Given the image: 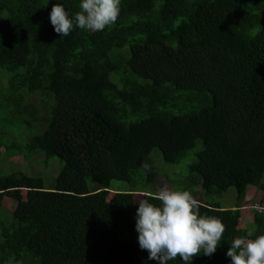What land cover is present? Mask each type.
<instances>
[{
	"label": "trees",
	"instance_id": "1",
	"mask_svg": "<svg viewBox=\"0 0 264 264\" xmlns=\"http://www.w3.org/2000/svg\"><path fill=\"white\" fill-rule=\"evenodd\" d=\"M56 3L0 0V69L37 133H0V164L39 151L64 163L50 186L0 174V264H157L134 216L137 195L160 203L161 178L225 226L216 252L192 264H231L234 239L264 235V197L242 204L250 187L264 191V0H121L114 25L67 37L49 19ZM192 151L187 172H168ZM7 197L15 207L3 213Z\"/></svg>",
	"mask_w": 264,
	"mask_h": 264
},
{
	"label": "clouds",
	"instance_id": "2",
	"mask_svg": "<svg viewBox=\"0 0 264 264\" xmlns=\"http://www.w3.org/2000/svg\"><path fill=\"white\" fill-rule=\"evenodd\" d=\"M120 3L121 0H80V11L71 17L57 0L49 19L60 37H67L74 27L102 32L117 22ZM141 167L149 169L146 162ZM155 199L160 203L139 200L134 216L138 245L147 251L148 260L168 264L179 257L183 264H192L195 257L216 252L225 226L217 217L201 215L188 191L162 189ZM226 256L231 264H264V235L246 244L242 239H234Z\"/></svg>",
	"mask_w": 264,
	"mask_h": 264
},
{
	"label": "rangeland",
	"instance_id": "3",
	"mask_svg": "<svg viewBox=\"0 0 264 264\" xmlns=\"http://www.w3.org/2000/svg\"><path fill=\"white\" fill-rule=\"evenodd\" d=\"M2 72V80L4 81V84L1 85L0 87H4L3 90L0 91V94L2 95L0 98V133H25L21 137L19 141L21 142H26L28 138V134L35 135L37 133H32L31 128L28 126H22L21 122L19 121L21 116L18 115V112L16 111L17 106H16V101L17 97L16 94L13 92V89H11L9 83L7 82V78L9 79V73L7 71L1 70ZM7 78H6V76ZM4 77V78H3ZM30 94H28L29 97ZM27 97V98H28ZM34 96L29 97L28 101L33 99ZM27 100V99H26ZM38 107L41 109V114L45 112L46 108L43 106L41 103L37 102ZM20 127V129H19ZM27 132V133H26ZM38 156H35L32 158L30 161L24 160V156H20L15 158L13 162H8L4 163L2 172L0 174H9L13 171L16 170H22L30 175H40L42 176L45 181L47 186H50L53 183L54 178L58 175L60 172L61 168L64 166V163L61 159L59 158H53L50 160H47L46 157L44 156L43 152H38ZM158 167L160 168H166L164 165L166 164L163 158V154L159 149H155L152 153ZM194 158V151L190 153L188 157H186L183 162H181L180 165H168L170 168L168 172L174 174V173H179L183 174L184 171L181 170H176L173 173L174 169L171 168H181L184 166L185 172H187V164ZM0 164V167H2ZM167 165V164H166ZM160 173L162 174L163 170H159ZM158 192L162 189H168L171 190V186L168 183V181L164 178L159 179L158 182ZM264 197V191L259 190L256 187H250L247 191V195L245 200L242 202L244 208L247 206H255L259 201H261ZM236 198V192L234 189H231L228 193H226L225 198H223L222 202L226 206H235V199ZM137 199H142V195H137ZM4 206L5 210L3 213L8 210L9 212L13 211L15 207V202L11 198H6L4 200ZM249 218H251V215H247L244 217V222L249 223Z\"/></svg>",
	"mask_w": 264,
	"mask_h": 264
}]
</instances>
